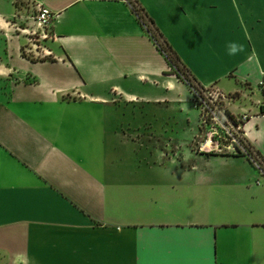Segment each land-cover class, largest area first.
<instances>
[{
  "label": "crops",
  "instance_id": "0c3cea01",
  "mask_svg": "<svg viewBox=\"0 0 264 264\" xmlns=\"http://www.w3.org/2000/svg\"><path fill=\"white\" fill-rule=\"evenodd\" d=\"M137 2L195 81L247 114L264 162V0ZM37 4L55 14L39 58L22 29ZM167 69L125 0H0V264H264V177L252 163L189 150L185 163L159 159L168 105L197 123ZM136 105L152 107L159 133L106 124Z\"/></svg>",
  "mask_w": 264,
  "mask_h": 264
},
{
  "label": "built area",
  "instance_id": "2783aa9c",
  "mask_svg": "<svg viewBox=\"0 0 264 264\" xmlns=\"http://www.w3.org/2000/svg\"><path fill=\"white\" fill-rule=\"evenodd\" d=\"M55 14L43 5L34 8L28 16L30 24L22 28L32 43L31 50H35L36 43L33 35L41 30V38L50 39L49 25ZM264 101V74L258 83ZM190 101L197 111L198 127L203 137L199 141L198 150L220 153L224 155H243L258 172L264 177V162L262 158L251 148L245 139L243 126L247 120V114L231 113L225 103L230 95L213 87L212 85L194 84L190 88Z\"/></svg>",
  "mask_w": 264,
  "mask_h": 264
},
{
  "label": "rangeland",
  "instance_id": "374dc122",
  "mask_svg": "<svg viewBox=\"0 0 264 264\" xmlns=\"http://www.w3.org/2000/svg\"><path fill=\"white\" fill-rule=\"evenodd\" d=\"M41 30H37L36 34L33 35L34 38V42L37 44L36 45V49L35 50H31V41L29 40V50H31L34 54H31L29 52V55H33L35 56L36 52V56L39 58L40 54H38V50L40 51L41 45L44 44V39L41 38ZM45 40H48L47 38ZM33 47V46H32ZM25 53V50L22 49ZM167 74H172L174 76H176L173 73V70L171 67H168V69L166 70ZM177 78V77H176ZM178 79V78H177ZM180 80V79H178ZM187 86V85H186ZM188 87V86H187ZM189 88V87H188ZM190 90V88H189ZM116 97V96H113ZM190 105L191 108L196 112V116H197V111L196 109L192 106V103L190 101ZM131 108V110H127L126 107H124V115L120 116L117 121H113V122H106L107 125H114L117 124V133H147L148 132V128L144 129L143 128V124L145 123V127H148V123L150 122L151 128L153 130H156V133H159V120H154L152 117H150L148 114V111L151 110V106H147V105H140V106H134V107H129V109ZM150 108V110H149ZM133 111V115L131 114V112ZM147 113V114H146ZM194 114H193V118H194ZM185 117V116H184ZM188 119V117H186ZM190 118V117H189ZM161 122L163 125H165L164 127L166 128L167 131V141H160V147H161V151H164V157L159 158L161 161H170L171 157L173 156L174 158L177 157L178 161H181L183 163L189 161L187 158H185L184 160H182L181 156L184 155L185 150H189L193 153H201L203 155L206 154H220V153H215V152H209L206 150H198V145H199V141L202 139L203 135L202 133H200V130L203 127H198V122L195 123L193 120L190 119V121L186 122L184 121V118L180 116V114L178 113V111H176L175 109H173V107L168 105L167 108V112L165 114V118L163 116H161ZM163 127V128H164ZM162 129V127H161ZM104 130L105 127H104ZM153 142V140H152ZM141 143L140 144H136L135 146V160H141V149H143V147H141ZM158 145V144H155ZM220 155H224V154H220ZM148 160H158L156 155H151L150 159ZM257 170V169H256ZM258 171V170H257ZM259 173V172H258ZM260 174V173H259ZM261 175V174H260Z\"/></svg>",
  "mask_w": 264,
  "mask_h": 264
},
{
  "label": "trees",
  "instance_id": "16d2710c",
  "mask_svg": "<svg viewBox=\"0 0 264 264\" xmlns=\"http://www.w3.org/2000/svg\"><path fill=\"white\" fill-rule=\"evenodd\" d=\"M125 1L129 4L130 10L132 11V13H134L140 25L144 28L146 33L154 42L156 49L164 56L168 67L172 68L173 73L176 75V77L180 79L182 82H184L189 88L193 87L194 84L199 85L195 81L194 77L191 75L189 70L185 67V65L181 63L179 57L172 49V47L162 37V34L154 26L152 20L147 16L146 12L139 5L137 0H125ZM22 55L25 56L23 50H22ZM259 111L261 113H264L263 104L259 106Z\"/></svg>",
  "mask_w": 264,
  "mask_h": 264
},
{
  "label": "clouds",
  "instance_id": "9594fccd",
  "mask_svg": "<svg viewBox=\"0 0 264 264\" xmlns=\"http://www.w3.org/2000/svg\"><path fill=\"white\" fill-rule=\"evenodd\" d=\"M225 48L228 55H234L239 50V46L234 42L227 43Z\"/></svg>",
  "mask_w": 264,
  "mask_h": 264
}]
</instances>
